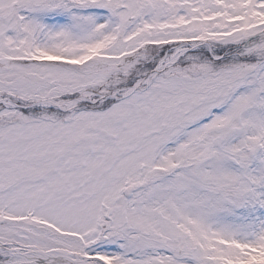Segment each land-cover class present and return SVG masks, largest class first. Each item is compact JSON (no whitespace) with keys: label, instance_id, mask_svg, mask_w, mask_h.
<instances>
[{"label":"snow or ice","instance_id":"6c2138e0","mask_svg":"<svg viewBox=\"0 0 264 264\" xmlns=\"http://www.w3.org/2000/svg\"><path fill=\"white\" fill-rule=\"evenodd\" d=\"M0 264H264V0H0Z\"/></svg>","mask_w":264,"mask_h":264}]
</instances>
